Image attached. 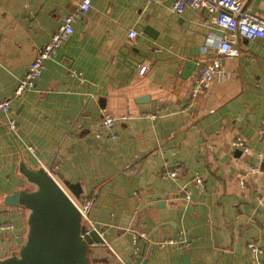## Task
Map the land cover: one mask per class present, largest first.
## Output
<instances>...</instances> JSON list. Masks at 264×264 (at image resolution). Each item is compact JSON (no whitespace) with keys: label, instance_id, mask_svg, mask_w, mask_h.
I'll return each mask as SVG.
<instances>
[{"label":"crops","instance_id":"1","mask_svg":"<svg viewBox=\"0 0 264 264\" xmlns=\"http://www.w3.org/2000/svg\"><path fill=\"white\" fill-rule=\"evenodd\" d=\"M172 3L91 0L34 86L8 112L0 109V223H13L0 230V259L26 236L28 209L4 201L34 188L19 170L21 159L79 182L80 199L93 197L89 214L106 240L91 247L93 264H128L135 232L144 233L137 264L264 259V37H237L238 52L220 57L225 75L192 97L193 76L218 55L222 29L210 11L176 12ZM77 6L0 0V101L12 96L37 49ZM243 7L264 17V0H243ZM188 60L196 65L186 74ZM103 113L115 117L111 129L100 125ZM11 117L15 131L7 126ZM236 135L249 151L232 147ZM176 165L177 177L162 174ZM182 234L189 239L183 248L156 244Z\"/></svg>","mask_w":264,"mask_h":264},{"label":"built area","instance_id":"2","mask_svg":"<svg viewBox=\"0 0 264 264\" xmlns=\"http://www.w3.org/2000/svg\"><path fill=\"white\" fill-rule=\"evenodd\" d=\"M91 5V0H78V6L76 10L69 11L63 16L62 22L52 32L50 38L40 46L33 59L27 66L24 74L17 80L13 89L11 97L0 101V109L4 112H8L10 104L13 99L21 97L27 90L32 88L36 79L40 76L44 61L49 58L60 45V43L73 32V25L76 18L84 13ZM185 7L192 8H204L213 13L212 19L218 27L222 29V33L215 37L216 47L218 55L210 58L203 63L197 72L193 76L191 86V96H203L207 93L212 84L218 80L219 77L225 75V71L222 67L221 56L233 55L238 52L236 47L237 37H242L248 41L253 40L255 37H264V17L259 14L246 10L243 7V0H173L172 8L176 12H182ZM136 31L131 30L128 33L130 38H134ZM145 66H141L139 71H143ZM74 75L76 73L72 72ZM159 109L156 113L152 114L155 118L158 113L162 112ZM115 117L110 113H103L100 119V125L106 129H111L114 125ZM264 124V119L262 121ZM7 126L10 131H15L17 128L16 120L11 117L7 120ZM113 137L114 134L110 133ZM232 147L240 149L241 151H249L250 146L247 141L241 136L236 135L232 139ZM29 148L33 150V146ZM259 155L264 159V150L259 152ZM181 167L179 165L165 168L162 171L163 175L175 178L178 176ZM54 176V175H53ZM194 182L203 187V180L200 175L193 177ZM59 182V181H58ZM60 183V182H59ZM243 184V180L241 181ZM60 185L77 206L81 214V223L84 227L82 235L88 234L91 230H96L98 234L103 238V242H106L103 231L97 229L93 219L90 217V209L93 203V197L76 198L65 186ZM185 197L189 198V195L185 193ZM6 228H13V223H0V230ZM139 234L144 235L143 232ZM138 233H133L134 250L128 264H137V257L140 253V246L138 245ZM187 234V233H186ZM182 234L174 237H164L156 241L159 248L171 247L173 249L183 248L188 244V237H183ZM248 246L257 254L261 251L259 245L255 241H249ZM113 251V249L110 247ZM256 264H264V259H258Z\"/></svg>","mask_w":264,"mask_h":264},{"label":"water","instance_id":"3","mask_svg":"<svg viewBox=\"0 0 264 264\" xmlns=\"http://www.w3.org/2000/svg\"><path fill=\"white\" fill-rule=\"evenodd\" d=\"M186 65L189 74L196 63L188 60ZM19 170L34 188L15 190L4 201L28 209L26 236L18 250L1 258L0 264H93L89 251L103 243V238L96 230L82 235L80 211L55 176L43 166L33 168L22 159ZM58 176L78 198L82 191L80 183ZM155 229L157 226L149 234Z\"/></svg>","mask_w":264,"mask_h":264},{"label":"rangeland","instance_id":"4","mask_svg":"<svg viewBox=\"0 0 264 264\" xmlns=\"http://www.w3.org/2000/svg\"><path fill=\"white\" fill-rule=\"evenodd\" d=\"M55 176V178L63 185V186H65L64 184H63V182L61 181V179H59L56 175H54ZM66 187V186H65ZM67 188V187H66ZM99 244V243H98ZM95 248H103V246H96ZM90 252V251H89Z\"/></svg>","mask_w":264,"mask_h":264}]
</instances>
